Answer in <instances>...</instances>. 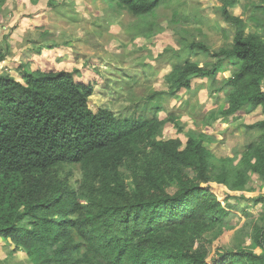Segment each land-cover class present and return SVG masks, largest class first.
Segmentation results:
<instances>
[{
  "label": "trees",
  "instance_id": "trees-1",
  "mask_svg": "<svg viewBox=\"0 0 264 264\" xmlns=\"http://www.w3.org/2000/svg\"><path fill=\"white\" fill-rule=\"evenodd\" d=\"M219 1L234 31L231 43L213 48L192 40L189 47L209 61L176 65L164 77L167 88L147 99H169L190 89L194 78L214 81L229 71L216 89L228 104L222 113L258 107L263 113L247 126L259 136L243 151L242 166L228 157L217 167L204 133H187L185 142L166 138L169 122L183 127L177 115L160 117L164 98L150 115L93 111V85L78 81V70L21 64L20 79L0 73L4 243L23 249L32 264H264V216L252 226L243 223L235 243L209 259V246L231 228L228 221L239 209L231 199L245 198L229 191H247L250 173L264 182V0L250 1L246 20L229 11L238 0ZM106 2L110 9L148 16L164 0ZM216 114L209 113L207 125ZM256 200L264 204V195Z\"/></svg>",
  "mask_w": 264,
  "mask_h": 264
},
{
  "label": "rangeland",
  "instance_id": "rangeland-1",
  "mask_svg": "<svg viewBox=\"0 0 264 264\" xmlns=\"http://www.w3.org/2000/svg\"><path fill=\"white\" fill-rule=\"evenodd\" d=\"M250 1L238 0L229 11L246 20L252 12ZM161 6L148 16H132L110 9L106 0H54L52 4L49 0H3L0 58H4L0 73L9 72L20 79L21 64L30 65L31 70H78L76 79L93 85L89 98L92 110L109 109L120 117L150 115L158 100L164 98L161 103L167 111L160 112V116L177 115L183 127L178 130L179 125L169 122L166 138L179 137L185 142L187 133H204L211 138L206 144L213 151L214 164L219 167L226 162L223 158L231 157L239 168L243 151L259 136L256 129L247 126L260 121L263 113L260 107L230 116L222 113L228 104L224 91L216 89L229 71L214 81L194 78L190 89L183 88L168 101L166 94L147 99L167 88L164 77L176 65L189 59L198 60L202 66L209 61V57L189 47L192 40L213 48L231 43V23L220 14L219 0H164ZM214 110L217 114L210 120L211 126L207 125L209 113ZM250 174L247 191L228 190L233 196L245 198L231 199L239 209L228 221L231 228L209 246L210 260L217 249L235 243L243 223L252 226L264 216V204L256 200L264 195V182L257 174ZM246 239L244 245L250 243ZM0 264L32 263L23 249L13 250L12 244L0 239Z\"/></svg>",
  "mask_w": 264,
  "mask_h": 264
},
{
  "label": "crops",
  "instance_id": "crops-1",
  "mask_svg": "<svg viewBox=\"0 0 264 264\" xmlns=\"http://www.w3.org/2000/svg\"><path fill=\"white\" fill-rule=\"evenodd\" d=\"M4 28H5V27L3 26V29H4ZM28 40H29V39H28ZM21 41H23V38H21ZM25 45H26V44H25ZM11 75H12V74H11ZM152 94H153V93H152ZM152 94H151V95H152ZM177 94H178V93H177ZM151 95H150V96H151ZM150 96H149V97H150ZM175 97H177V95H176ZM147 98H148V97H147ZM169 99H170V97H169ZM165 101H168V98H166ZM176 110H178V109H176ZM166 111H167V107L164 106V110L162 111V113H163V112H166ZM160 117H161V116H160ZM161 118H162V117H161ZM164 118H165V117H164ZM166 126H167V125H166Z\"/></svg>",
  "mask_w": 264,
  "mask_h": 264
}]
</instances>
